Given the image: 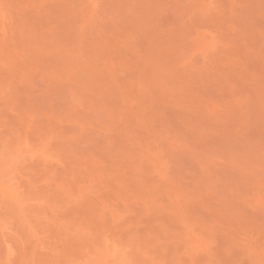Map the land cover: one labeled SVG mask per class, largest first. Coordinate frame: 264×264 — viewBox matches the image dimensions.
Listing matches in <instances>:
<instances>
[{
    "label": "rangeland",
    "instance_id": "1",
    "mask_svg": "<svg viewBox=\"0 0 264 264\" xmlns=\"http://www.w3.org/2000/svg\"><path fill=\"white\" fill-rule=\"evenodd\" d=\"M0 264H264V0H0Z\"/></svg>",
    "mask_w": 264,
    "mask_h": 264
}]
</instances>
